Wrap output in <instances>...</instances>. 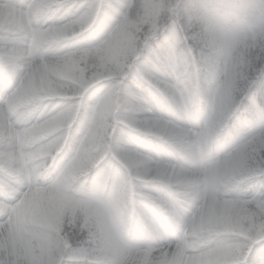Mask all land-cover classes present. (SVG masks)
<instances>
[{
    "label": "clouds",
    "instance_id": "1",
    "mask_svg": "<svg viewBox=\"0 0 264 264\" xmlns=\"http://www.w3.org/2000/svg\"><path fill=\"white\" fill-rule=\"evenodd\" d=\"M264 257V0H0V264Z\"/></svg>",
    "mask_w": 264,
    "mask_h": 264
},
{
    "label": "snow or ice",
    "instance_id": "2",
    "mask_svg": "<svg viewBox=\"0 0 264 264\" xmlns=\"http://www.w3.org/2000/svg\"><path fill=\"white\" fill-rule=\"evenodd\" d=\"M256 264H264V257L257 259Z\"/></svg>",
    "mask_w": 264,
    "mask_h": 264
}]
</instances>
